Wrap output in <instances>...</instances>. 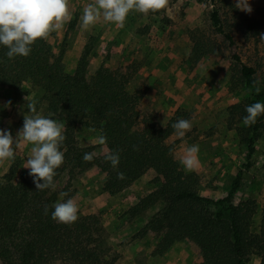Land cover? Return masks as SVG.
<instances>
[{
	"label": "rangeland",
	"instance_id": "rangeland-1",
	"mask_svg": "<svg viewBox=\"0 0 264 264\" xmlns=\"http://www.w3.org/2000/svg\"><path fill=\"white\" fill-rule=\"evenodd\" d=\"M248 2L251 13L234 7L235 0H169L168 6L157 13L145 16L131 12L123 28L101 18L85 31L81 28L83 9L94 0H68L71 20L46 40L54 52L64 50L67 72L75 70L86 44L90 47L88 75L101 65L133 71L128 91L139 92V109L153 115L161 125L177 109L190 111L191 130L182 139L176 133L169 138L178 141L177 159L180 162L186 148L199 146V163L193 170L200 175L199 192L215 198L229 193L234 177L242 169L241 185L231 200H254L256 212L250 226L258 232L264 217V130L255 142L251 166L244 167L249 127L243 125V117L247 113L233 107H246L251 96L240 78L241 64L254 67L259 88H264V40L260 38L264 33V0ZM214 9L219 13V26L211 19ZM226 33L236 43L239 61L232 58ZM42 94L41 88L30 83L17 87L0 84V129L9 130L15 139L24 114L32 115L26 107V96L35 99L37 114L64 124L61 117L47 110ZM99 135L95 127L77 126L78 143L92 146L96 154L106 151L105 145L96 143ZM31 147L19 141L15 160L0 162V183L13 162H18L14 180L29 172L23 165ZM66 179L67 175L61 177L59 184ZM104 179L105 173L95 166L78 174L72 180V199L78 205V213H95L100 217L109 244L120 254L119 264H203L197 246L186 239L158 253L157 234L135 236L161 207L157 203L135 217L129 214V208L139 197L157 187L153 174L145 173L116 194L103 189ZM247 264H260V257L251 254Z\"/></svg>",
	"mask_w": 264,
	"mask_h": 264
},
{
	"label": "trees",
	"instance_id": "trees-1",
	"mask_svg": "<svg viewBox=\"0 0 264 264\" xmlns=\"http://www.w3.org/2000/svg\"><path fill=\"white\" fill-rule=\"evenodd\" d=\"M211 19L219 26L216 9ZM225 36L232 58L239 61L232 35ZM7 51L0 45V84L17 87L30 83L41 88L47 110L64 120L66 138L60 147L64 162L53 178L55 188L37 191L28 172L14 180L18 162H13L4 175L0 183V264H119L120 254L109 244L97 214L78 213V220L71 225L51 219L52 206L74 195L72 180L93 166L105 173L103 189L110 194L124 190L145 173L153 174L157 187L139 197L129 214L135 217L161 203L135 235L157 234L156 252L162 253L174 242L186 239L197 246L203 264H247L251 254H257L260 264H264V217L259 231H252L254 200H231L241 185L242 169L234 177L229 193L215 198L199 192V173L186 171L176 157L178 141H169L175 133L171 125L178 119L189 120L190 111L177 109L164 125L153 115L143 114L139 109L141 95L127 89L133 71L101 65L88 75V44L71 73L64 68V50L54 52L46 39L33 43L27 57L9 59ZM240 78L251 93L247 106L256 101L264 103V88H259L254 67L241 64ZM233 107L246 112L241 104ZM79 124L95 127L106 135V150L119 153L116 168L104 159L105 152L96 154L92 146L78 143ZM263 130L264 114L249 127L244 167L251 166L255 142ZM85 153H93L94 159L85 162ZM118 172H123L125 178L117 179ZM64 175L67 179L60 185ZM62 192L68 196L61 197Z\"/></svg>",
	"mask_w": 264,
	"mask_h": 264
},
{
	"label": "clouds",
	"instance_id": "clouds-1",
	"mask_svg": "<svg viewBox=\"0 0 264 264\" xmlns=\"http://www.w3.org/2000/svg\"><path fill=\"white\" fill-rule=\"evenodd\" d=\"M169 0H94L87 4L81 16V28L89 30L103 18L105 23H112L118 29L125 26L128 15L136 12L147 16L164 10ZM234 7L251 13L252 8L248 0H235ZM72 15L69 11L68 0H0V45L7 47L6 56L12 59L16 56L27 57L31 52V45L38 39H46L50 33L60 30L69 22ZM264 40V33L260 34ZM208 71V69H207ZM259 92V89H256ZM26 107L32 115H25L22 127L17 131L14 139L7 129H0V162L15 160V149L19 141L30 144L31 154L27 157L23 167L29 169L37 191L55 188L53 178L56 169L64 162V153L60 147L65 140L63 135L64 124L50 117L37 114L35 99H27ZM11 102L9 101L8 104ZM247 115L243 117V125L250 127L256 123L257 117L264 114V103L256 101L245 109ZM171 127L177 138H183L192 128L189 120L178 119ZM106 135L101 133L96 143L105 145ZM134 150H138L133 146ZM199 146L192 145L185 150L180 163L186 171H193L199 161L197 154ZM94 159L93 153H85L83 160L90 162ZM104 159L110 162L113 168L119 164V153L106 150ZM123 172L117 173V179H124ZM43 181L40 183L39 181ZM61 197L68 196L62 192ZM51 211V219L57 223L71 225L78 220V205L68 198L63 202L55 203ZM45 214L48 207L45 206Z\"/></svg>",
	"mask_w": 264,
	"mask_h": 264
}]
</instances>
